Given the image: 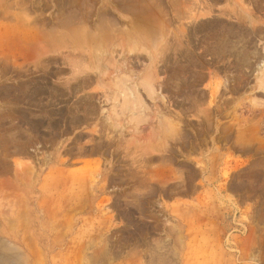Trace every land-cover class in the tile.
I'll return each mask as SVG.
<instances>
[{
    "label": "rangeland",
    "instance_id": "rangeland-1",
    "mask_svg": "<svg viewBox=\"0 0 264 264\" xmlns=\"http://www.w3.org/2000/svg\"><path fill=\"white\" fill-rule=\"evenodd\" d=\"M32 2L0 0V264H264V0Z\"/></svg>",
    "mask_w": 264,
    "mask_h": 264
},
{
    "label": "crops",
    "instance_id": "crops-1",
    "mask_svg": "<svg viewBox=\"0 0 264 264\" xmlns=\"http://www.w3.org/2000/svg\"><path fill=\"white\" fill-rule=\"evenodd\" d=\"M33 0H21V3L22 4H33V2H32ZM39 1H41V0H39ZM56 1V0H55Z\"/></svg>",
    "mask_w": 264,
    "mask_h": 264
},
{
    "label": "bare ground",
    "instance_id": "bare-ground-1",
    "mask_svg": "<svg viewBox=\"0 0 264 264\" xmlns=\"http://www.w3.org/2000/svg\"><path fill=\"white\" fill-rule=\"evenodd\" d=\"M144 22V21H143ZM147 25V24H146ZM149 25V24H148ZM153 33V32H152Z\"/></svg>",
    "mask_w": 264,
    "mask_h": 264
}]
</instances>
